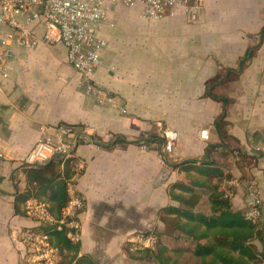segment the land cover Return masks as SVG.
Wrapping results in <instances>:
<instances>
[{
    "label": "crops",
    "instance_id": "obj_1",
    "mask_svg": "<svg viewBox=\"0 0 264 264\" xmlns=\"http://www.w3.org/2000/svg\"><path fill=\"white\" fill-rule=\"evenodd\" d=\"M203 3L199 21L190 20L192 8L147 21L139 7L109 5L115 27L106 31L108 45L95 80L117 95L119 108L87 93L62 44L43 41L29 50L12 42L9 76L0 75V150L5 154L0 161V264H26L27 247L16 239L35 222L26 210L28 200L20 201L18 210L15 205L28 189L25 158L43 125L68 124L75 130V154L85 164L75 182L84 200L79 256L95 264H160L145 251L132 252L130 240L136 232H166L159 210L178 205L169 188L189 182L187 171L173 165L201 158L209 143L220 141L214 121L223 112L229 132L256 161L231 168L239 181L233 208L246 210L244 182L254 180L264 213V97H259L264 90L253 93V81L264 75V0ZM257 45L240 71V61ZM227 70L240 73L212 89L214 96L229 97L226 105L207 95V83ZM254 73H259L256 79ZM165 128L179 137L171 156L163 159ZM203 128L210 130L208 141L200 137ZM119 136L132 143H117ZM149 136L162 142H134Z\"/></svg>",
    "mask_w": 264,
    "mask_h": 264
},
{
    "label": "built area",
    "instance_id": "obj_2",
    "mask_svg": "<svg viewBox=\"0 0 264 264\" xmlns=\"http://www.w3.org/2000/svg\"><path fill=\"white\" fill-rule=\"evenodd\" d=\"M189 2L190 0H0V75L4 78L9 76L7 61L12 42L29 50L37 48L43 41L62 44L67 49L68 62L85 80L87 93L103 98L113 107L119 108L117 95L95 80L97 68L102 63V52L108 45L106 31L115 27L109 5L139 7L140 17L153 21L167 17L179 7L190 11ZM162 137V155L166 159L171 156L179 133L173 128H165ZM200 137L208 141L210 130L201 129ZM74 138L75 130L71 125H43L41 136L27 154L25 162L38 166L55 157L69 158L75 149ZM4 158L5 154L0 150V161ZM84 167V162L78 160L74 175L68 181L69 201L60 217L50 211L47 203L37 198L26 202L27 213L35 225L21 229L16 239L27 247L24 258L26 264H61L63 260L64 250L53 242L49 232L39 228L41 225L56 223L58 230L67 231L70 241H81L79 215L84 200L76 191L75 182ZM244 183L247 186V219L254 222L263 220V198L256 182L248 180ZM225 184L229 188L227 196L232 197V189H236L239 181L231 178ZM158 241L154 232H136L130 240L129 248L132 252L155 249ZM259 256L263 258L262 254Z\"/></svg>",
    "mask_w": 264,
    "mask_h": 264
},
{
    "label": "trees",
    "instance_id": "obj_3",
    "mask_svg": "<svg viewBox=\"0 0 264 264\" xmlns=\"http://www.w3.org/2000/svg\"><path fill=\"white\" fill-rule=\"evenodd\" d=\"M264 38V27L260 33ZM259 45L248 50L240 61V71ZM231 70L207 83V95L226 105L229 99L214 96L212 89L223 83ZM230 122L226 112L214 121L220 141L209 143L201 158H192L173 165L187 171L189 182H177L169 188L172 199L178 205H168L159 210L160 220L167 226L166 232L157 234L159 241L155 249L145 250L160 264H262L264 262V221H251L246 211L235 210L232 199L227 196L229 188L225 181L234 177L231 168L235 163H256L255 157L242 151L240 140L229 132ZM162 142L161 138H143L134 142ZM117 143L126 146L131 141L119 136ZM76 149L69 158L55 157L44 165H27L28 189L19 195L15 205L32 197L49 202L50 211L60 217L69 201L68 181L78 162ZM254 161V162H253ZM204 198H207L205 200ZM51 234L53 242L62 247V264H95L89 256H79L81 242L74 243L66 230H58L56 223L39 227ZM262 247V249L260 248ZM262 254L263 258L259 255Z\"/></svg>",
    "mask_w": 264,
    "mask_h": 264
},
{
    "label": "rangeland",
    "instance_id": "obj_4",
    "mask_svg": "<svg viewBox=\"0 0 264 264\" xmlns=\"http://www.w3.org/2000/svg\"><path fill=\"white\" fill-rule=\"evenodd\" d=\"M189 7H191L192 10H193V12L189 16L190 17V20H192V21H199L200 18H201V12L204 9L203 0H190ZM258 69H259V66L257 67V69H255V67H253V72L256 71V70H258ZM257 75L255 74L253 77L255 78ZM256 80H257L256 82L253 81V93H257L258 90H264V75H261V77L260 78H257ZM259 97H262L263 98L264 96H259ZM254 99L257 100L256 97H254ZM262 101H264V99Z\"/></svg>",
    "mask_w": 264,
    "mask_h": 264
}]
</instances>
